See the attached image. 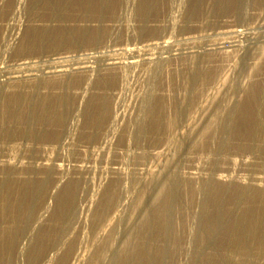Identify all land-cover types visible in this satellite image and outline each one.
I'll list each match as a JSON object with an SVG mask.
<instances>
[{
    "label": "rangeland",
    "instance_id": "rangeland-1",
    "mask_svg": "<svg viewBox=\"0 0 264 264\" xmlns=\"http://www.w3.org/2000/svg\"><path fill=\"white\" fill-rule=\"evenodd\" d=\"M90 1L81 0L75 5L74 3L64 4L62 6L64 9L59 7L56 14L50 12V15L44 5L35 2V0H0V86L4 85L7 88L3 95L8 98L16 93H26L27 90V92L30 91L29 94L34 92L38 95V100L42 99L41 101L44 102L40 106L32 107L30 113L32 118L28 117L30 123L26 121L28 125L26 122L19 123L10 120L4 109L5 101L0 103L2 112H0V124L7 123L5 129L8 132L0 131V165H6V163L11 166L15 165L14 168L12 167L15 169L11 179L10 187H12L9 191H4V195L7 194L5 197L8 206L7 204H5L6 206L0 205V209H3L0 220L4 218L2 220L4 222L1 221V223L8 224V227L6 224L4 225V231H6L4 234L9 235L6 236V239L4 235L0 243L2 259L10 258L9 262L4 259L3 264H40L42 255H37L40 245L43 239L44 241L48 240V235L51 234L52 228H55L61 218V211L66 205V211L73 207L75 209L77 206L78 212H81L79 213V223L74 225L72 229L74 233H71L69 240L72 249L74 246V250H79L84 256L81 264H91V257L103 250L107 243L104 241L105 237L111 232V236L114 237L112 239L115 240L116 245L118 244L117 247L123 244V238L127 236L125 234L129 231L128 229L134 228L133 226H135L134 230L138 232H136L138 236L141 234L143 237L144 229L141 228H143L142 224L144 226L146 218H142L141 210L136 211L134 219L129 222L125 220L119 224L118 217L125 215L124 217L129 219L134 213L133 206L139 200L137 197H139L141 189L147 188L149 185L146 183H149L148 181L151 179L150 174L159 175L169 167H176L180 171L174 168L179 173L181 185L179 184L178 189H175V201L171 207L172 210L175 209V216L172 217V221H174L171 224L173 228L170 227L165 235H161L158 231L162 228L163 219L161 217L155 219L160 224L154 223L160 227L155 224L154 227L157 228L155 230L159 229L157 231L159 235L152 234L153 238L151 237L156 246L152 251L155 253L153 254L154 258L158 257L156 259L159 260L160 256L163 258L167 254L164 257L168 256L169 261L166 258L167 261L165 260L164 264H235L238 261L237 264H245L246 261L250 262L248 264H264V250H260L255 244L258 241L256 239L262 238L264 235L260 234L264 231L261 230L262 226H258L261 232H257L259 233L257 234L252 228L250 220L247 221L249 222L247 225V222L242 221L250 219L253 215H258L260 212L257 210L259 208L261 210L262 203H264V197L261 198L262 196L258 195L260 191L264 190V147H262L264 140L259 141L253 136H247V139L246 137H233L232 144L229 143L224 147L219 145L226 129L225 122L234 115H232L233 108L237 104L239 106V104L249 103L252 100L249 89L254 85L259 86L258 92H256L258 97L260 96V102L257 101V105L260 114L263 113L262 124L254 126L255 123L253 124L251 120L247 122L241 120L240 111H236L240 117L238 119L235 114L236 116L233 117L237 121L229 125V128L233 129L231 131L239 127L250 128L249 130L253 131L260 127L264 133V106H261V104L264 105V0H202L199 5H196L199 0H158L156 1L157 5L155 4L153 8L143 9L145 13L141 11L142 2L145 3V0H104L103 11L95 7L99 0ZM73 5L74 8H72ZM95 10L99 11L98 14ZM53 17H56V20ZM35 23L37 26L45 25L52 26V28L56 26L54 27L55 31H57L56 29L60 31V28L70 30L75 27L78 29L77 27L80 26L79 31L85 34H78V31L73 36L79 42H75L76 40H72L71 36L60 33V36L63 35L60 37L59 33H53L47 37L48 39L45 38L48 41H44L42 49H33L32 52L30 51L31 53L20 50L24 45L22 41L27 40L28 36L26 35L30 34V28H33ZM95 29L96 31H94ZM233 30L241 31V33H235ZM162 45H167V47ZM14 47L15 49H13ZM20 51L22 52L20 53ZM110 60L111 62H109ZM133 61L136 62L133 64ZM109 63L117 64L109 65ZM81 66H84L85 69ZM57 71L59 72L57 73ZM14 75L17 76L15 79ZM32 88L35 89L33 92ZM147 102H152L154 107L160 105L157 108L158 110L161 108L159 112L162 116L164 114L157 127L151 126L152 123L150 124L151 121L146 116V110L149 111ZM20 110L24 111V107H20ZM175 110H177V114ZM7 117L9 121H7ZM143 119L146 122L148 120L149 125L148 122L145 125L146 127L148 125L147 128L150 132L147 131L142 135L139 130L141 126L145 127L141 124ZM27 129H31V132L36 130L35 133H30V131L26 132ZM38 129L40 133H37ZM66 132H69V136L67 135L69 138H67ZM25 134L27 138H25ZM30 134L31 136H29ZM146 134H148L147 137H145ZM44 175L48 177L46 178ZM146 175L148 177L145 179ZM34 176L35 179L41 181L40 189H37L38 192L37 190L35 192L28 191L31 193L30 195L28 192L21 191L22 184L20 183L25 180H34ZM42 177L44 178L42 179ZM14 178H17L16 183ZM213 179L216 184L212 183ZM20 180L21 182H19ZM115 180L118 185L119 180L121 181L118 186V190H120L118 199L119 197L120 200L123 199L122 204L125 202L123 205L125 211L115 215L114 218L117 220L114 221L115 223L113 222L114 224L110 225L107 222L109 229L107 228V233H103L105 236L102 234L101 236L96 216L101 210L102 200L106 191L109 190L108 186L111 187L116 182ZM208 180L217 190L221 184H224L222 186L225 188V193H223L225 196L222 197L224 200L218 206V210L210 204L214 197H211L213 187L209 189L210 186L208 191L204 190L203 184H206ZM244 186L252 187L251 191L255 188L250 192L252 195L241 193L243 197L237 196L236 194L246 189ZM226 189H228L227 193ZM153 192L154 187L150 192L148 190L147 194L150 196ZM35 193H38V196ZM13 194L18 197L16 198ZM68 194L71 195L68 196ZM208 196L210 201H208ZM260 198L263 199V202ZM257 199L258 201H256ZM147 203L151 202L147 201ZM22 205L23 207H21ZM205 206L207 207L205 208ZM210 207L216 210L214 209L213 212ZM29 209L32 211L30 212ZM224 209H228L227 212L232 213L227 215ZM216 211L220 212L221 215H218L222 216L224 221L221 222L225 225H222L224 227L220 226L223 230H218L215 237L212 232L208 235L211 229L210 227L208 229L207 225L213 219ZM242 213H244L243 216H241ZM245 213H249V215ZM18 217L21 220H18ZM233 218L234 221L231 222ZM117 222L119 227L117 225L115 228ZM234 223L243 227L242 230L239 228L240 231L238 230L237 233L231 232L230 229L235 225ZM249 224L251 226H248ZM206 228L210 231L208 232ZM246 230L247 236L242 235ZM238 232H240V236ZM137 234L134 233L132 238H129V241L133 243L127 240L123 245L124 249L130 246L138 247L139 244H136L143 242L142 237L136 236ZM233 235L237 237L233 238ZM238 236L240 239H244L250 253L248 251L246 255L239 253L240 239ZM246 237L248 240L245 239ZM171 242H174L175 245ZM198 249L199 252H196ZM200 249H202L201 252ZM258 251L260 252L259 256ZM156 254L159 255L156 256ZM139 255L141 254H137L136 258H140ZM195 255L199 257L197 258ZM190 257L194 260L191 261ZM195 258L197 259L195 260ZM240 258L242 262H245L242 263ZM140 259H138V264H140L139 262L144 264V260ZM58 260L59 258L54 260V264ZM135 263L137 264V262ZM158 263L156 262V264ZM126 264L132 263L126 262Z\"/></svg>",
    "mask_w": 264,
    "mask_h": 264
},
{
    "label": "bare ground",
    "instance_id": "bare-ground-1",
    "mask_svg": "<svg viewBox=\"0 0 264 264\" xmlns=\"http://www.w3.org/2000/svg\"><path fill=\"white\" fill-rule=\"evenodd\" d=\"M88 1H90V0H88ZM92 1V0H91ZM90 1V2H91ZM96 1V0H95ZM144 1V0H143ZM156 1H158V0H145V3H143L142 2V5H143V8H142V6H141V8H142V10H141V8H140V10L141 11H144L143 9H149V8H153L154 7V5L156 4ZM200 1H202V0H199L198 2H197V4L196 5H199V3H200ZM2 2V1H1ZM35 2H37V3H42L43 5H44V8H45V10L46 11H48L49 13L51 12L52 14H56V12L58 11V8L60 7V8H62V9H64L62 6L64 5V4H68V3H74V5H75V3H77V2H81V0H35ZM82 2H84V1H82ZM86 2V1H85ZM84 2V3H85ZM113 2V1H112ZM211 2V1H210ZM222 2V1H221ZM96 3V2H95ZM104 3V0H99V3L98 4H96L95 5V7H97V8H99V9H101L102 10V7H103V4ZM232 3H233V1H232ZM79 4V3H78ZM115 4V3H114ZM160 4V3H159ZM220 4V3H219ZM227 4H229V3H227ZM235 4V3H234ZM74 5L72 6V8H74ZM80 5V4H79ZM82 5V4H81ZM88 5H93V4H88ZM117 5V4H116ZM157 5V4H156ZM236 5V4H235ZM240 5V4H239ZM243 5V4H242ZM42 6V5H41ZM69 6H70V4H69ZM159 6V5H158ZM71 7V6H70ZM80 7V6H79ZM83 7V6H82ZM112 7V6H111ZM164 7V6H163ZM197 7V6H196ZM200 7V6H199ZM17 8H18V6H17ZM20 8V7H19ZM35 8V7H34ZM38 8V7H37ZM41 8V7H40ZM43 8V7H42ZM86 8V7H85ZM90 8V7H89ZM113 8V7H112ZM156 8V7H155ZM154 8V9H155ZM213 8V7H212ZM218 8V7H217ZM227 8V7H226ZM237 8H239V7H237ZM67 9H68V7H67ZM91 9V8H90ZM89 9V10H90ZM201 9V8H200ZM33 10H35V9H33ZM37 10V9H36ZM35 10V11H36ZM44 10V9H43ZM44 10V12H46ZM66 10V9H65ZM82 10V9H81ZM85 10H87V9H85ZM111 10V9H110ZM139 10V9H138ZM157 10V9H156ZM16 11V10H15ZM39 11V10H38ZM61 11V10H60ZM78 11V10H77ZM88 11V10H87ZM96 11V10H95ZM94 11V12H95ZM103 11V10H102ZM155 11V10H154ZM163 11V10H162ZM230 11V10H229ZM86 12V11H85ZM97 12V11H96ZM96 12H95V15H96ZM99 12V11H98ZM98 12H97V14H98ZM113 12V11H112ZM148 12V11H147ZM149 12H150V10H149ZM152 12H153V10H152ZM43 13V12H42ZM51 13H50V15H51ZM58 13H60V12H58ZM62 13V12H61ZM60 13V14H61ZM89 13H91V12H89ZM114 13V12H113ZM144 13H145V11H144ZM144 13H142V14H144ZM173 13V12H172ZM198 13V12H197ZM48 14V13H47ZM87 14V13H86ZM44 15V14H43ZM40 16V15H39ZM57 16H59V15H57ZM66 16V15H65ZM97 16V15H96ZM140 16H141V14H140ZM145 16V15H144ZM10 17V16H9ZM33 17H34V15H33ZM46 17H47V15H46ZM46 17H44V18H46ZM49 17V16H48ZM51 17V16H50ZM63 17V16H62ZM151 17V16H150ZM198 17V16H197ZM54 18V17H53ZM56 18V17H55ZM54 18V19H55ZM59 18H61V17H59ZM69 18V17H68ZM120 18V17H119ZM141 18V17H140ZM174 18V17H173ZM47 19V18H46ZM51 19H52V17H51ZM53 19V20H54ZM63 19V18H62ZM61 19V20H62ZM170 19V18H169ZM12 20V19H11ZM38 20V19H37ZM56 20V19H55ZM54 20V21H55ZM71 20V19H70ZM73 20V19H72ZM93 20V19H92ZM46 21H48V20H46ZM52 21V20H51ZM60 21V20H59ZM58 21V22H59ZM85 21V20H84ZM147 21V20H146ZM169 21V20H168ZM61 22V21H60ZM173 22V21H172ZM176 22V21H175ZM48 23V22H47ZM56 23V22H55ZM65 23V22H64ZM174 23V22H173ZM145 24V23H144ZM15 25V24H14ZM64 25V24H63ZM66 25V24H65ZM33 26V25H32ZM51 26V25H50ZM114 26V25H113ZM18 27V26H17ZM54 27H56V26H54ZM54 27L52 28V26L51 27H49V26H37L36 25V23L34 24V27L32 28H30L31 30L29 31L30 32V36L29 35H26V36H28V38H26L27 40L24 42V40L22 41L23 43H24V45H22L21 47L22 48H20V50H23V51H28V53L31 51V50H33V49H39V48H41V47H44V41H46L48 38L47 37H50L51 35H53V33H59V35L58 36H60V33H63V35H68V36H71L70 38H72V40L74 39V36L73 35H76V33L79 31V29H80V26H78L77 28L78 29H76L74 26V28L72 29L71 27V31L68 29H61L60 28V31H58V29H56L57 31H55V29H54ZM61 27H62V25H61ZM66 28H67V26H66ZM88 28V27H87ZM87 28H84V29H87ZM14 30V29H13ZM81 30H83V29H81ZM98 30V29H97ZM83 31H85V30H83ZM94 31H96V29L94 30ZM103 31H105V30H103ZM150 31V30H149ZM101 32V31H100ZM233 32H235V33H241V31H238V30H233ZM80 33H82V32H78V34H80ZM84 33V32H83ZM82 33V34H83ZM87 33V32H86ZM92 33V32H91ZM90 33V34H91ZM81 34V35H82ZM85 34V33H84ZM95 34H96V32H95ZM98 34V33H97ZM63 35H61L60 37H62ZM91 35H93V34H91ZM67 36V37H68ZM78 36V35H77ZM83 36V35H82ZM104 36H105V32H104ZM55 37H56V35H55ZM65 37V36H64ZM87 37V36H86ZM91 37V36H90ZM93 37H94V35H93ZM96 37V36H95ZM101 37V36H100ZM45 38H47V39H45ZM69 38V37H68ZM83 38H84V36H83ZM92 38V37H91ZM91 38H90V40H91ZM55 39V38H54ZM61 40V39H60ZM71 40V41H72ZM76 40V41H75ZM78 39H74V41L75 42H79V41H77ZM81 40H82V38H81ZM87 40V39H86ZM103 40V39H102ZM6 41V40H5ZM48 41V40H47ZM58 41V40H57ZM97 41V40H96ZM18 42V41H17ZM59 42V41H58ZM74 42V43H75ZM3 43V42H2ZM5 43V42H4ZM8 43V42H7ZM11 43V42H10ZM73 43V42H72ZM73 43V44H74ZM82 43H83V41H82ZM97 43V42H96ZM164 43V42H163ZM163 43H161V44H163ZM53 44V43H52ZM56 44H58V43H56ZM62 44V43H61ZM72 44V45H73ZM166 44V43H165ZM222 44V43H221ZM3 45V44H2ZM7 45V44H6ZM49 45H50V41H49ZM71 45V46H72ZM8 46V45H7ZM59 46V45H58ZM162 46H166L167 47V45H162ZM198 46V45H197ZM64 47H66V46H64ZM68 47V46H67ZM191 47V46H190ZM211 47V46H210ZM46 48V47H45ZM177 48V47H176ZM182 48V47H181ZM193 48V47H192ZM205 48V47H204ZM212 48V47H211ZM236 48V47H235ZM13 49H15V47L13 48ZM42 49V48H41ZM56 49V48H55ZM201 49V48H200ZM208 49H209V47H208ZM208 49H206V50H208ZM194 50V49H193ZM197 50V49H196ZM205 50V49H204ZM205 50V51H206ZM195 51V50H194ZM22 51H20V53H21ZM32 52V51H31ZM30 52V53H31ZM38 52V51H37ZM47 52V51H46ZM190 52V51H189ZM192 52V51H191ZM196 52V51H195ZM27 53V52H26ZM173 53V52H172ZM23 54V53H22ZM134 54V53H133ZM203 54V53H202ZM90 55V54H89ZM88 55V56H89ZM193 55H194V53H193ZM94 56V55H93ZM92 56V57H93ZM202 56V55H201ZM206 56V55H205ZM95 57V56H94ZM97 57V56H96ZM210 57V56H209ZM100 58V57H99ZM166 58V57H165ZM86 59V58H85ZM115 59V58H114ZM52 60V59H51ZM109 60V59H108ZM105 61V60H104ZM109 62H111V60L109 61ZM116 62V61H115ZM136 61H133L132 63L134 64ZM28 63V62H27ZM27 63H25V64H27ZM103 63V62H102ZM121 63V62H120ZM131 63V64H132ZM24 64V63H23ZM107 64V63H106ZM115 65V64H117V63H109V65ZM103 65V64H102ZM104 65H105V63H104ZM122 65V64H121ZM81 67H83L84 68V66H81ZM107 67H108V65H107ZM111 67V66H110ZM113 67V66H112ZM79 68V70H80V67H78ZM103 68V67H102ZM54 69H56V68H54ZM64 69V68H63ZM82 69V68H81ZM85 69V68H84ZM83 69V70H84ZM29 70V69H28ZM86 70H89V68H86ZM32 71V70H31ZM54 71V70H53ZM264 71V70H263ZM45 72V71H44ZM59 71H57V73H58ZM62 72V71H61ZM60 72V73H61ZM81 72V71H80ZM53 73H55V72H53ZM65 73V72H64ZM199 73V72H198ZM15 74V73H14ZM27 74V73H26ZM30 74V73H29ZM74 74V73H73ZM78 74V73H77ZM91 74V73H90ZM5 75V74H4ZM8 75V74H7ZM42 75V74H41ZM15 76V75H14ZM29 76V75H28ZM31 76V75H30ZM258 76V75H257ZM5 77V76H4ZM7 77V76H6ZM11 77V76H10ZM17 76H15L14 77V79L16 78ZM87 77V76H86ZM30 78V77H29ZM12 79V78H11ZM112 79V78H111ZM18 80V79H17ZM32 80V79H31ZM92 80V79H91ZM200 80V79H199ZM207 80V79H206ZM9 81H11V80H9ZM16 81V80H15ZM189 82H191V81H189ZM4 83V82H3ZM7 83V82H6ZM259 83V82H258ZM5 84V83H4ZM23 84V83H22ZM195 84V83H194ZM2 85V84H1ZM250 85V84H249ZM13 86V85H12ZM16 86V85H15ZM17 86H19V85H17ZM28 86V85H27ZM40 86V85H39ZM43 86V85H42ZM92 86V85H91ZM30 87V86H29ZM35 87V86H34ZM86 87V86H85ZM104 87V86H103ZM187 87V86H186ZM259 86L258 85H254V86H251L250 87V89H249V91H250V93L249 94H251V99L252 100H250V102L249 103H242L241 105L239 104V106H238V104L233 108V113H232V115L235 117L237 114L236 113H238V112H236V111H240V113H239V115H241L242 116V118H240L241 120H244V121H248V120H251V122L254 124V126L256 125H259V124H262L261 122H262V119L261 118H263V117H261L262 116V114L263 113H261L260 114V109H259V111H258V105H257V101L258 102H260L259 101V99H260V96L258 97V91H257V88H258ZM61 88V87H60ZM7 88H6V86H4V85H2V86H0V103H2L3 101H5V106H4V109L6 110V113L8 114V117L10 118V120H13L14 122L15 121H18L19 123H24V122H26V121H28L29 123H30V119L28 118V117H30V113H31V111H32V109L33 108H35L37 105L38 106H40L41 105V103L43 102V101H41V100H38L39 99V97H38V95H36L33 91L35 90V89H33L32 90V92L33 93H31V94H29V92H27V90H26V93H20V94H15V95H13V96H11V97H8V98H6V95H3V94H5V92L7 91L6 90ZM37 89V88H36ZM113 89V88H112ZM187 89V88H186ZM260 89V88H259ZM6 90V91H5ZM15 90V89H14ZM23 90V89H22ZM120 90V89H119ZM262 90V89H261ZM9 91V90H8ZM16 91V90H15ZM21 91V90H20ZM38 91V90H37ZM86 91V90H85ZM257 91V92H256ZM14 92V91H13ZM18 92V91H17ZM246 92V91H245ZM261 92V91H260ZM263 93V92H262ZM38 94V93H37ZM257 94V95H256ZM82 95V94H81ZM38 97V98H37ZM248 97V96H247ZM82 98V97H81ZM109 98V97H108ZM183 98V97H182ZM44 99V98H43ZM67 99V98H66ZM184 99V98H183ZM248 99V98H247ZM150 100V99H149ZM148 100V101H149ZM151 100H152V97H151ZM156 100V99H155ZM160 100V99H159ZM172 100V99H171ZM247 101H249V100H247ZM47 102V101H46ZM169 102V101H168ZM262 102V101H261ZM44 103V102H43ZM147 103H149V102H147ZM184 103V102H183ZM22 104H23V106H22ZM158 104V103H157ZM259 104V103H258ZM264 104V103H263ZM1 105V104H0ZM2 105H4V104H2ZM36 105V106H35ZM59 105V104H58ZM180 105V104H179ZM34 106V107H33ZM157 106L158 105H155V107H154V104L152 105V102L151 103H149V111L148 110H146V113H147V118H149L150 119V124L152 123V125L151 126H156L157 127V125L159 126V124H160V122H161V120H162V117L164 116V114H163V116L161 115V113L159 112V110L161 109H159L158 110V108H159V106H158V108H157ZM260 106V105H259ZM261 106H264V105H262L261 104ZM20 107H24V111L22 110H20ZM33 107V108H32ZM51 107V106H50ZM55 107V106H54ZM38 108V107H37ZM55 108H57V107H55ZM83 108V107H82ZM165 108V107H164ZM1 109H3V107L1 106ZM114 109V108H113ZM116 109V108H115ZM147 109H148V107H147ZM177 109V108H176ZM262 109V108H261ZM36 110V109H35ZM43 110V109H42ZM110 110V109H109ZM231 110V109H230ZM38 111V110H37ZM81 111V110H80ZM105 111V110H104ZM148 111V112H147ZM176 111V114H177V110H175ZM1 112V111H0ZM3 112H4V110H3ZM39 112V111H38ZM47 112H48V109H47ZM166 112V111H165ZM263 112V111H262ZM2 113V112H1ZM36 113V112H35ZM145 113V114H146ZM164 113V112H163ZM4 114V113H3ZM2 114V115H3ZM34 114V113H33ZM179 114V113H178ZM236 114V115H235ZM5 115V114H4ZM3 115V116H4ZM36 115V114H35ZM38 115V114H37ZM6 116V115H5ZM92 116V115H91ZM96 116V115H95ZM116 116V115H115ZM231 117V119H229V121L227 120L225 123H226V129L224 130V132H223V136H222V138H221V141L219 142V145L221 146V147H224V146H226V145H229V143L230 144H232L231 143V140L233 139V137L234 138H239V137H242V138H244V137H246V139H247V136H253L254 138H258V140L259 141H262V140H264V133H263V130H261V128L260 127H258V128H256L255 130H249V129H246V128H243L242 129V127H239V128H237V129H234V131H231V130H233L232 128H229V125H232L233 123H235L237 120H235V118L234 117ZM8 117H7V121H9L8 120ZM34 117V116H33ZM43 117V116H42ZM174 117V116H173ZM237 117H238V115H237ZM240 117V116H239ZM239 117H238V119H239ZM4 118V117H3ZM30 118H32V116L30 117ZM45 118H46V116H45ZM44 118V119H45ZM76 118V117H75ZM100 118V117H99ZM146 117H145V119H147ZM1 119V118H0ZM6 119V118H5ZM43 119V120H44ZM101 119V118H100ZM145 119H143V122L141 123V124H143V125H145L147 122H148V120H147V122L145 121ZM4 120V119H3ZM32 120V119H31ZM41 120V119H40ZM106 120V119H105ZM111 120V119H110ZM6 121V122H7ZM12 121V122H13ZM22 121V122H21ZM42 121V120H41ZM66 121V120H65ZM75 121V120H74ZM101 121V120H100ZM107 121V120H106ZM171 121V120H170ZM11 122V123H12ZM28 122H26V125H28ZM40 122V121H39ZM92 122V121H91ZM176 122V121H175ZM174 122V123H175ZM189 122V121H188ZM243 122V121H242ZM4 123H5V121H4ZM113 123V122H112ZM14 124V123H13ZM31 124H32V121H31ZM37 124V123H36ZM111 124V123H110ZM163 124V123H162ZM161 124V125H162ZM239 124V123H238ZM241 124V123H240ZM7 125V123H5V125L4 124H0V131H6L7 129H5V126ZM21 125V124H20ZM74 125V124H73ZM88 125V124H87ZM92 125V124H91ZM139 125H140V123H139ZM148 125H149V122H148ZM148 125H147V127H148ZM235 125V124H234ZM233 125V126H234ZM8 126H9V124H8ZM18 126V125H17ZM39 126V125H38ZM94 126V125H93ZM141 126V125H140ZM250 126V125H249ZM253 126V127H254ZM263 126V125H262ZM30 127V126H29ZM32 127V126H31ZM36 127V126H35ZM146 127V125H145V127L144 126H141L140 127V134L142 133V135L143 134H145L147 131L148 132H150L148 129L149 128H147ZM21 128V127H20ZM20 128H18V129H20ZM22 128H23V126H22ZM26 129V128H25ZM24 129V130H25ZM153 129V128H152ZM263 129V128H262ZM9 130V129H8ZM12 130V129H11ZM31 129H27L26 130V132L27 131H30ZM36 130V129H35ZM34 130V131H35ZM151 130V129H150ZM154 130V129H153ZM16 131V130H15ZM34 131H32V132H34ZM110 131V130H109ZM139 131H138V133H139ZM3 132V133H4ZM7 132V131H6ZM21 132H22V130H21ZM31 131H30V133H32ZM39 132V129H38V131H37V133ZM44 132V131H43ZM70 132V131H69ZM69 132H66L65 134H66V136L68 135L69 136ZM153 132V131H152ZM255 132V133H254ZM8 133V132H7ZM35 133V132H34ZM40 133V132H39ZM42 133V132H41ZM64 133V132H63ZM100 133H101V131H100ZM103 133V132H102ZM158 133V132H157ZM6 134V133H5ZM10 134V133H9ZM12 134V133H11ZM15 134V133H14ZM22 134H23V132H22ZM27 134V133H26ZM26 134H25V136H26ZM29 134V133H28ZM1 135H2V133H1ZM6 135H8V134H6ZM33 135V134H32ZM36 135V134H35ZM35 135H33V136H35ZM38 135V134H37ZM42 135V134H41ZM147 135L148 134H146V136L145 137H147ZM11 136V135H10ZM19 136H21L20 134H19ZM29 136H31V134L29 135ZM33 136H32V138H33ZM39 137H40V135H38ZM48 136V135H47ZM55 136H56V134H55ZM67 136V138H69ZM42 137V136H41ZM71 137V136H70ZM139 137H141V136H139ZM144 137V138H145ZM149 137V136H148ZM156 137H157V134H156ZM16 138H17V136H16ZM25 138H27V136L25 137ZM36 138V137H35ZM58 138V137H57ZM63 138H65V135H63ZM17 139H19V138H17ZM39 139V138H38ZM38 139H35V140H38ZM62 139V138H61ZM253 139V138H252ZM8 140V139H7ZM12 140V139H11ZM33 140V139H32ZM62 140H64V139H62ZM140 140V139H139ZM235 140V139H234ZM257 140V139H256ZM102 142V141H101ZM19 143V142H18ZM61 143V142H60ZM66 143V142H65ZM258 143V142H257ZM263 143V142H262ZM34 144V143H33ZM70 144V143H69ZM68 144V145H69ZM72 144V143H71ZM259 144H261L260 142H259ZM29 145V144H28ZM12 147V146H11ZM191 147V146H190ZM243 147V146H242ZM257 147H260V146H257ZM262 147H264V145H262ZM17 148V147H16ZM102 148H103V146H102ZM36 149V148H35ZM39 149V148H38ZM101 149V148H100ZM8 150V149H7ZM263 150V149H262ZM29 153H30V151H29ZM3 160V159H2ZM1 160V161H2ZM7 160V159H6ZM10 162V161H9ZM47 165V164H46ZM176 165V164H175ZM13 166H15V165H13ZM13 166H11V164H8V163H6V165L4 164H2V166L0 165V205L2 206H6L5 204H7V206H8V201H7V198L5 197V195H7V194H5L4 195V193L6 192V191H9V189L12 187H10V185H12V183H11V179L13 178L12 176L14 175V170L15 169H13L14 167ZM24 166V165H23ZM36 166V165H35ZM48 166V165H47ZM177 166V165H176ZM13 167V168H12ZM49 167V166H48ZM60 167V166H59ZM34 168V167H33ZM44 169H46V167H43ZM42 168V169H43ZM61 168V167H60ZM170 168V167H169ZM166 168L165 170H163V172H160V174L159 175H154V174H150L151 176V179L148 181L149 183H146V184H149V185H147V188H142L141 189V191H140V194H139V197H137L139 200H137L136 201V205H135V203H134V206H133V210H134V213L132 214V216L128 219V217H124L125 215H123V216H120V217H118V219H119V224L120 223H122L123 221H132V219H134V216H135V214H136V211H140L141 210V212H142V218H146L145 220H144V226H143V224H142V222H141V224H142V227L143 228H141V229H144L143 230V237L141 236V234H139V236H141L142 237V240H143V242L142 243H137L136 244V242H134L136 245H138V247L137 246H128L129 248H127V249H124L125 247H123V245L127 242V240H128V242H131V243H133L132 241H129L130 239L129 238H132V236L134 235V233L135 234H137L136 232H135V226H133L134 228H130V229H128L129 231L127 232V234H125V235H127L126 237H124L123 238V244H121L120 246H118L117 247V245L115 244V240H113L114 239V237H112L111 236V233H109V235H106L107 237H105V242H107L106 244H105V247L103 248V250H100L101 252H98V253H96L93 257H91V259L92 260H90L91 261V264H126V262H131L132 264H133V261H135V262H137V264H138V259L139 260H141L140 258H142V260H144L143 262H145L144 264H156V262H159L158 264H164V262H165V260H166V258H167V260H168V256L165 258L164 256H166L167 254H165L164 256H163V258H162V256H160L161 258H159V260L158 259H156V258H158V257H156V258H154V256H153V254H155L154 252L152 253V251L154 250V248L156 247L155 246V244H154V242L151 240V237L153 236V235H155V234H158V233H161V235H165L166 233H167V231L170 229V227H172L171 226V224H172V222L174 221H172V217H173V215L175 216V209L174 210H172L171 209V207L173 206L172 205V203H173V201H175L174 199H175V196H174V193H175V189H178L177 188V186L180 184V176H179V173H178V169L176 168V167H174V168H176V169H174V168ZM36 169H38V168H36ZM35 169V170H36ZM41 169V168H40ZM29 171V170H28ZM45 171V170H44ZM47 171V170H46ZM60 171V170H59ZM17 172V171H16ZM35 172V171H34ZM180 172V171H179ZM38 173V172H37ZM42 173V172H41ZM55 173V172H54ZM27 174V173H26ZM29 174H30V172H29ZM43 174V173H42ZM47 174H48V172H47ZM51 174V173H50ZM147 174V173H146ZM18 175H19V173H18ZM143 175V174H142ZM187 175V174H186ZM16 176H17V174H16ZM16 176H14V177H16ZM28 176V175H27ZM36 176H39V175H36ZM45 176V175H44ZM68 176V175H67ZM183 176V175H182ZM46 177V176H45ZM48 177V176H47ZM46 177V178H47ZM65 177V176H64ZM143 177V176H142ZM146 177H148V175H146L145 176V179H146ZM149 177V178H150ZM18 178H19V176H18ZM25 178H27V177H25ZM31 178L33 179V177L31 176ZM36 177L34 176V180H31L30 178V180H23L24 182L22 183L21 182V180L19 181V182H21L20 184H22V186H20L21 187V191H23L24 193L25 192H35L37 189L39 190L40 188V180H38V179H35ZM39 178V177H38ZM41 178V177H40ZM44 177H42V179H43ZM45 178V179H46ZM50 178V177H49ZM149 178H147V179H149ZM183 178V177H182ZM191 178V177H190ZM17 179V178H16ZM16 179L14 178L13 180H15V183L17 182L16 181ZM28 179V178H27ZM60 179V178H59ZM58 179V180H59ZM222 179V178H221ZM227 180V179H226ZM47 181V180H46ZM116 181V180H115ZM146 181V180H145ZM45 182V181H44ZM72 182V181H71ZM182 182H184V181H182ZM47 183V182H46ZM69 183V182H68ZM120 183H121V181L119 180V185H120ZM212 183H215L214 182V179H213V182ZM219 183V182H218ZM14 184V183H13ZM19 184V185H20ZM43 184V183H42ZM59 184V183H58ZM216 184V183H215ZM220 184V183H219ZM17 185V184H16ZM18 185V186H19ZM65 185V184H64ZM109 185V184H108ZM118 183H117V181L116 182H114L113 184H112V186L111 187H109L108 186V188H109V190L108 191H106V194L104 195V198H103V200H102V203H101V210H100V212L97 214V218H96V222L98 221L99 223H98V226H97V224H96V226L98 227V229H100L99 230V233H100V235L102 234V235H104L103 233H107V228H108V226H109V224H107V222H109L110 223V225H111V223H113L114 221L116 222V220H115V218L114 217H116L115 215L117 214V215H119L120 213H124V211H125V207L123 206L124 205V203L122 204V200H120L121 198L119 197V199H118V192L120 191V190H118L119 188H118ZM145 185V184H144ZM181 185V184H180ZM183 185V184H182ZM204 186V190H206V191H208L209 189H211L212 187H213V184H211V182L208 180L207 182H206V184L204 183L203 184ZM222 185H224V184H221L220 186H218V187H220L219 188V190H217V189H215L214 187H213V189H215L214 191H213V189H212V193H214V194H212L211 193V197L212 196H214V197H212V200H211V202H210V204H212L211 206L212 207H216L217 208V210H218V206H220V204H221V202H222V200H224V198H222V197H224L225 196V194H223V193H225L224 192V187L222 186ZM251 185V184H250ZM14 186H15V184H14ZM73 186V185H72ZM211 186V187H210ZM215 186V185H214ZM256 186V185H255ZM45 187V186H44ZM57 187V186H56ZM74 187V186H73ZM142 187V186H141ZM152 187H154V192H153V194H150V196L147 194L148 193V190H149V192L151 191V189H152ZM210 187V188H209ZM216 187V186H215ZM55 188V187H54ZM64 188V187H63ZM62 188V189H63ZM68 189L70 188V187H67ZM209 188V189H208ZM240 188H242L243 189V187H240ZM244 188H246L245 190H242L239 194H236L237 196L239 195H241V193H244V194H248V195H252V193H250V192H252V191H254L255 190V188H253L254 190H252L251 191V188L252 187H250V186H248V187H245L244 186ZM15 189H17V188H15ZM41 189H42V186H41ZM52 189V188H51ZM75 189V188H74ZM136 189V188H135ZM234 189V188H233ZM14 190V189H13ZM38 190H37V192H38ZM43 190V189H42ZM57 190V189H56ZM72 190V189H71ZM185 190V189H184ZM227 190L228 189H226L225 191H226V193H227ZM231 190V189H230ZM235 190H238V189H235ZM260 190H262V189H260ZM5 191V192H4ZM12 191V190H11ZM54 191H55V189H54ZM54 191L52 192L53 194H54ZM66 191V190H65ZM73 191V190H72ZM239 191H240V189H239ZM18 192V191H17ZM28 192V193H29ZM57 192V191H56ZM71 192V191H70ZM76 192H78V191H76ZM136 192V191H135ZM230 192V191H229ZM8 193V192H7ZM15 193H16V191H15ZM18 193H20V192H18ZM40 193V192H39ZM49 193V192H48ZM72 193V192H71ZM138 193V192H137ZM234 193V192H233ZM237 193V192H236ZM255 193V192H254ZM258 193V192H257ZM256 193V194H257ZM30 195H31V193H29ZM36 194V193H35ZM34 194V195H35ZM38 194V193H37ZM36 194V195H37ZM261 194V195H260ZM14 195V194H13ZM12 195V196H13ZM16 195V194H15ZM14 195V196H15ZM20 195H21V193H20ZM23 195V194H22ZM71 194H68V196H70ZM80 195V194H79ZM137 195V194H136ZM164 195V196H163ZM259 196H262L261 198H263L264 197V190H262V191H260L259 192V194H258ZM257 195V196H258ZM10 196V195H9ZM12 196H10V197H12ZM28 195H27V193H26V197H27ZM38 196V195H37ZM57 196V195H56ZM55 196V197H56ZM62 196V195H61ZM66 196V195H65ZM74 196V195H73ZM122 196V195H121ZM125 196V195H124ZM226 196H227V194H226ZM242 196V195H241ZM255 196V195H254ZM258 196V197H259ZM16 197V196H15ZM18 197V196H17ZM16 197V198H17ZM25 197V198H26ZM33 198L35 197V196H32ZM127 197V196H126ZM243 197V196H242ZM241 197V198H242ZM20 198H22V197H20ZM59 198V197H58ZM78 198V197H77ZM123 198V197H122ZM210 197L208 196V199H209ZM238 198V197H237ZM240 198V199H241ZM260 198V199H261ZM27 199V198H26ZM65 199V198H64ZM66 199H67V196H66ZM70 199H71V197H70ZM125 199V198H124ZM127 199V198H126ZM264 199V198H263ZM263 199H261L262 200V202H263ZM10 200V199H9ZM31 200V199H30ZM82 200V199H81ZM235 200H236V198H235ZM247 200H248V198H247ZM11 201V200H10ZM14 201V200H13ZM12 201V202H13ZM21 201V200H20ZM19 201V202H20ZM36 201V200H35ZM69 201V200H68ZM72 201V200H71ZM122 201V202H121ZM147 201L149 202H151L150 204H148L147 203ZM208 201H210V199L208 200ZM207 201V202H208ZM234 201V200H233ZM256 201H258V199L256 200ZM260 201V200H259ZM16 202V201H15ZM28 202H30L29 200H28ZM27 202V203H28ZM66 202V201H65ZM73 202V201H72ZM92 202V201H91ZM22 203V202H21ZM34 203V202H33ZM59 203V202H58ZM62 203V202H61ZM70 203V202H69ZM177 203V202H176ZM11 204H13V203H11ZM19 204V203H18ZM36 204V203H35ZM67 204V203H66ZM90 204V203H89ZM147 204V205H146ZM242 204V203H241ZM10 205V204H9ZM21 205V204H20ZM19 205V206H20ZM24 205V204H23ZM23 205L21 206V207H23ZM31 205V204H30ZM33 205V204H32ZM63 205V204H62ZM61 205V206H62ZM69 205V204H68ZM72 205V204H71ZM74 205V204H73ZM230 205V204H229ZM236 205V204H235ZM262 207H261V210H260V208H259V210H257V211H259L260 213L258 214V215H253L252 217H250V219L248 218V219H246V220H242V221H245V222H247L248 220H250L251 221V225H253L252 226V228L255 230V232L257 233V232H261V230H264V203H262ZM14 206H15V204H14ZM28 206H29V204H28ZM27 206V207H28ZM208 206V205H207ZM207 206H205V208L207 207ZM228 206V205H227ZM26 207V206H25ZM66 207H67V205L66 206H64L63 207V209H62V211H61V218L59 219L60 220V222H59V220H58V223H57V221H56V226H55V228L53 227L52 228V230H51V234L50 233H48V234H50V235H48V237H47V241H44V239H43V242H42V244L40 245V248H39V252L37 253V255L38 254H41L42 255V257H40L42 260L40 261L41 263L40 264H54V260H56V259H58L59 258V260L55 263V264H81V262H82V259H83V255L81 254V252L79 251V250H77V249H75L74 250V246H73V249H72V246L70 245V242H69V240H70V236L74 233L73 231H72V229L74 228V225L77 223H79V213H81V212H78L79 210H78V207L77 206H75V209H73V208H71V210L69 209L68 211H66ZM203 207V206H202ZM225 207V206H224ZM241 207V206H240ZM13 208V207H12ZM30 208V207H29ZM34 208V207H33ZM223 208V207H222ZM243 208V207H242ZM247 208V207H246ZM253 208V207H252ZM15 209V208H14ZM30 209H32V208H30ZM30 209H29V211H30ZM73 209V210H72ZM210 209H212V211L214 212V209L213 208H211L210 207ZM209 209V210H210ZM1 210L3 211V209H0V218H1V216H2V213H1ZM7 210V209H6ZM9 210V209H8ZM10 210H11V207H10ZM13 210V209H12ZM179 210V209H178ZM178 210H176L177 211V213H178ZM207 211H208V209H206ZM216 210V209H215ZM220 210H222V209H220ZM226 209H224V211H225ZM228 210V209H227ZM227 210L225 211V212H227ZM233 210H234V208H233ZM246 210V209H245ZM249 210V209H248ZM248 210H247V212H248ZM254 210V209H253ZM5 211V210H4ZM15 211V210H14ZM17 211V210H16ZM32 211V210H31ZM30 211V212H31ZM232 211V210H231ZM239 211H240V209H239ZM242 211V210H241ZM244 211V210H243ZM242 211V212H243ZM255 211H256V209H255ZM256 211V212H257ZM210 212V211H209ZM213 212H211V213H213ZM246 212V211H245ZM255 212V213H256ZM7 213V212H6ZM9 213V212H8ZM23 213V212H22ZM40 213V212H39ZM139 213V212H138ZM228 213H232V212H227L226 214L228 215ZM250 213V212H249ZM249 213L248 214H246V215H249ZM258 213V212H257ZM34 214V213H33ZM208 214V213H207ZM218 214H220V212L218 213V211H216V214L215 215H213V219H211V221H209L208 223V229H209V227H210V229H211V231L209 232L208 231V229L206 228V230L209 232V234L208 235H210V233L212 232V234L214 233V236H215V233H217V231L218 230H220V229H222L221 227H224V226H222V225H225V224H223L221 221H224V219L222 218V216L220 217V215H218ZM238 214V213H237ZM243 214L244 213H242V215L241 216H243ZM253 213H252V211H251V215H252ZM43 215H44V213H43ZM245 215V216H246ZM12 216V215H11ZM10 216V217H11ZM30 216V215H29ZM128 216V215H127ZM130 216V215H129ZM223 216H224V213H223ZM244 216V217H245ZM6 217V216H5ZM12 217H14V215L12 216ZM11 217V218H12ZM27 217V216H26ZM38 217V216H37ZM56 218H57V216H55ZM156 217H161V219H163V224H162V228L160 229V231H158V233H157V231L155 230V229H157L156 227H154L155 226V224L156 223H154V222H158V221H156L155 219H156ZM207 217V216H206ZM211 217H212V215H211ZM231 217V216H230ZM246 217H248V216H246ZM8 218V217H7ZM10 218V219H11ZM29 218V217H28ZM39 218H40V216H39ZM55 218V220H57ZM21 220V218H19L18 217V220ZM30 219V218H29ZM54 219V218H53ZM81 219V218H80ZM160 219V220H161ZM187 219V218H186ZM210 219V218H209ZM236 220H237V217L235 218ZM244 219V218H243ZM2 220H4V218L2 219ZM2 220H0V243H1V241L3 240V237H4V235L6 234V231H4V225L6 224H3V223H1V221ZM17 220V219H16ZM17 220V221H18ZM40 220V219H39ZM82 220V219H81ZM95 220V219H94ZM157 220H159L158 218H157ZM225 220H226V218H225ZM36 221H38V220H36ZM44 221V220H43ZM180 221V220H179ZM182 221V220H181ZM228 221L230 222V219L228 218ZM232 221H234V218H233V220H231V222ZM241 221V222H242ZM2 222H4V221H2ZM6 222V221H5ZM39 222V221H38ZM114 222V223H115ZM118 222H117V224L115 225V228H116V226L117 227H119V224H118ZM140 222V221H139ZM185 222V221H184ZM239 222V221H238ZM238 222H236L237 224H239ZM9 223V222H8ZM14 223V222H13ZM20 223V222H19ZM22 223H23V220H22ZM37 223V222H36ZM52 223V222H51ZM113 223V224H114ZM159 223V222H158ZM175 223V222H174ZM222 223V224H221ZM228 223V222H227ZM243 224H245L244 222H242ZM249 222H247L246 223V225L248 224ZM45 224V223H44ZM53 224V223H52ZM54 224H55V222H54ZM83 224V223H82ZM112 224V225H113ZM127 224V223H126ZM160 224V223H159ZM235 224V223H234ZM237 224H235L234 226H232L231 227V229L230 230H232L231 232H236L237 233V231L239 230V228H240V230H242L241 228H243V227H239V225H237ZM248 225V226H251V225ZM7 225V227H8V224H6ZM10 225H11V223H10ZM21 225V224H20ZM19 225V226H20ZM135 225V224H134ZM157 225V224H156ZM189 225V224H188ZM206 225V224H205ZM262 226V228H261V230L259 231V227L258 226ZM12 226V225H11ZM18 226V227H19ZM33 226V225H32ZM48 226V225H47ZM158 226V225H157ZM175 226V225H174ZM177 226V225H176ZM206 226V227H207ZM221 226V227H220ZM241 226V225H240ZM248 226H246V227H248ZM6 227V226H5ZM14 228H16V226H13ZM94 227V226H93ZM111 227V226H110ZM158 227H160V225L158 226ZM230 227V226H229ZM26 228V227H25ZM128 228V227H127ZM173 228V227H172ZM12 229V228H11ZM38 229V228H37ZM51 229V228H50ZM94 229V228H93ZM109 229V228H108ZM113 229V228H112ZM179 229V228H178ZM226 229H228V228H226ZM247 229V228H246ZM18 230V229H17ZM138 230V229H137ZM175 230V229H174ZM202 230V229H201ZM223 230V229H222ZM221 230V231H222ZM239 230V231H240ZM245 230V229H244ZM248 230V229H247ZM247 230H246V232H245V234H243L242 233V235H246L247 236ZM252 230V229H251ZM8 231H10L9 229H8ZM12 231V230H11ZM48 231V230H47ZM50 231V230H49ZM106 231V232H105ZM154 231V232H153ZM193 231V230H192ZM199 231V230H198ZM220 231V232H221ZM224 231H225V229H224ZM249 231V230H248ZM14 232V231H13ZM115 232V231H114ZM204 232V231H203ZM207 232V233H208ZM223 232V231H222ZM228 232V231H227ZM226 232V233H227ZM243 232V231H242ZM251 232V231H250ZM253 232V231H252ZM255 232H253V233H255ZM5 233V234H4ZM8 233V232H7ZM15 233V232H14ZM72 233V234H71ZM178 233V232H177ZM225 233V234H226ZM230 233V232H229ZM239 233V236H240V232H238ZM253 233H251V234H253ZM259 233H257V234H259ZM9 234V233H8ZM11 234V233H10ZM41 234V233H40ZM43 234H45V233H43ZM153 234V235H152ZM201 234H202V232H201ZM212 234H211V236H212ZM231 234V233H230ZM260 234H264V231H263V233H260ZM47 235V234H46ZM101 235V236H102ZM117 235V234H116ZM159 235V234H158ZM221 235H222V233H221ZM254 235V234H253ZM252 235V236H253ZM262 235H260V236H262ZM6 236H9V235H5V239L7 238ZM40 236V235H39ZM105 236V235H104ZM124 236V235H123ZM136 236H138V234L136 235ZM138 236V237H139ZM156 236V235H155ZM174 236V235H173ZM197 236V235H196ZM211 236H209V237H211ZM217 236V235H216ZM215 236V237H216ZM239 236H238V238H239ZM251 236V235H250ZM250 236H248V237H250ZM259 236V237H260ZM43 237V236H42ZM203 237V236H202ZM208 237V236H207ZM208 237V238H209ZM213 237V236H212ZM236 238L237 236H234L233 235V238ZM243 237V236H242ZM254 237V236H253ZM257 237V236H256ZM13 238V237H12ZM28 238V237H27ZM113 238V239H112ZM135 238V240H136V237H134ZM153 238V237H152ZM205 238V237H204ZM207 238V239H208ZM222 238V237H221ZM258 238V237H257ZM4 239V240H5ZM14 239V238H13ZM12 239V240H13ZM72 239V238H71ZM116 239V238H115ZM156 239V238H155ZM219 239V238H218ZM240 239V238H239ZM238 239V240H239ZM245 239H247V237L245 238ZM256 239V238H255ZM73 240V239H72ZM138 240V239H137ZM141 240V241H142ZM162 240V239H161ZM160 240V241H161ZM179 241H180V239H178ZM197 240V239H196ZM248 240V239H247ZM256 240H258V241H256V245H257V247L260 249V250H264V235L262 236V238H258V239H256ZM40 241V240H39ZM74 241V240H73ZM103 241V240H102ZM155 241V240H154ZM204 241V240H203ZM10 242V241H9ZM86 242V241H85ZM90 242V241H89ZM104 242V243H105ZM121 242V243H122ZM253 242V241H252ZM14 243V242H13ZM75 243V242H74ZM157 243V242H156ZM168 243V242H167ZM172 243H174V242H171V244ZM6 245H8L7 243H5ZM103 244V243H102ZM161 244V243H160ZM170 244V245H171ZM223 244V243H222ZM1 245H3V244H1ZM104 245V244H103ZM116 245V246H115ZM133 245V244H132ZM141 245V246H140ZM158 245V244H157ZM174 245H175V243H174ZM178 245V244H177ZM255 245V246H256ZM13 246V245H12ZM79 246V245H78ZM172 246V245H171ZM231 246V245H230ZM238 246V245H237ZM1 247H3V246H1ZM5 247V246H4ZM38 247V246H37ZM175 247V246H174ZM207 247V246H206ZM247 245H246V243L244 242V239H240V241H239V247H238V250H239V253L241 252L242 253V255L244 254V255H246V253H247ZM9 248V247H8ZM102 248V247H101ZM138 248V249H137ZM164 248H166V247H164ZM163 248V249H164ZM214 248V247H213ZM230 248V247H229ZM250 248V247H249ZM162 249V248H161ZM205 249V248H204ZM255 249V248H254ZM258 249V250H259ZM2 250V249H1ZM38 250V249H37ZM82 250V249H81ZM195 250V249H194ZM201 250L202 249H200V252H201ZM236 250V249H235ZM256 250V249H255ZM26 251V250H25ZM34 251V250H33ZM204 251V250H203ZM202 251V253H204ZM230 251H232V250H230ZM250 251V250H249ZM248 251V252H249ZM253 251V250H252ZM196 252H199V249H198V251H196ZM259 252V251H258ZM262 252V251H261ZM9 253V252H8ZM34 253V252H33ZM188 253V252H187ZM225 253V252H224ZM250 253V252H249ZM1 254L2 253H0V264H3L5 261L6 262H9V259L10 258H3L2 259V257H1ZM137 254H141V255H139V257L140 258H136L137 256ZM198 255H200L199 253H197ZM238 254V253H237ZM259 254H260V252L258 253V256H259ZM262 254H263V252H262ZM35 255V254H34ZM41 255H39V256H41ZM159 255V254H158ZM157 254H156V256H158ZM169 255V254H168ZM198 255H195V256H197V258L199 257ZM239 255V254H238ZM248 256H249V254H247ZM256 255H257V253H256ZM264 255V254H263ZM192 256V255H191ZM195 256H193V257H195ZM205 256V255H204ZM234 256H236V255H234ZM257 256V257H258ZM8 257H9V255H8ZM34 257V256H33ZM90 257V256H89ZM173 257V256H172ZM211 257V256H210ZM238 257V256H237ZM236 257V258H237ZM240 257V256H239ZM253 257H254V255H253ZM256 257V256H255ZM32 258V257H31ZM191 258V261L192 260H194V259H192V257H190ZM197 258H195V260L197 259ZM201 258H202V255H201ZM200 258V259H201ZM5 259V261L3 262V260ZM177 259V258H176ZM199 259V260H200ZM218 259V258H217ZM221 259V258H220ZM259 259V258H258ZM166 260V261H167ZM180 260V259H179ZM240 260H241V258H240ZM248 260V259H247ZM263 260V259H262ZM84 261H86V260H84ZM169 261V260H168ZM214 261H216V260H214ZM213 261V262H214ZM229 261V260H228ZM243 261H244V259H243ZM253 261V260H252ZM259 261V260H258ZM13 262V261H12ZM134 262V264H136ZM173 262V261H172ZM236 262H237V260H236ZM239 262V261H238ZM237 262V263H238ZM241 262H242V260H241ZM245 262V261H244ZM244 262H242V263H244ZM249 262V261H248ZM248 262L246 261V263L245 264H248ZM140 264H142L141 262H139ZM190 263V262H189ZM237 263H235V264H237ZM250 263V262H249ZM261 263V262H260ZM176 264V263H175ZM195 264V263H194ZM208 264V263H207ZM222 264H224V263H222ZM231 264V263H230Z\"/></svg>",
    "mask_w": 264,
    "mask_h": 264
}]
</instances>
